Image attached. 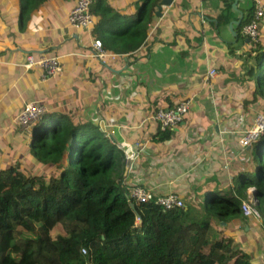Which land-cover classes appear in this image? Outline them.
I'll return each instance as SVG.
<instances>
[{
    "label": "crops",
    "instance_id": "obj_1",
    "mask_svg": "<svg viewBox=\"0 0 264 264\" xmlns=\"http://www.w3.org/2000/svg\"><path fill=\"white\" fill-rule=\"evenodd\" d=\"M107 1L121 9L137 0ZM225 2L172 0L153 20L155 27L139 49L102 62L93 56L90 29L68 23L75 0L47 1L24 31L18 1L0 0V134L19 130L16 116L25 103L40 104L49 112L72 113L137 152L129 179L155 195L185 199L214 187L233 189V172L243 167L239 127L243 117L249 126L257 111L254 105L251 112L239 108L250 92L236 86L238 80L247 83L246 71L255 64L248 55L251 41L240 28L254 1L238 0L233 18L217 30ZM237 20L232 33L229 24ZM258 36L264 45V12ZM29 53L58 56L62 71L42 80L38 68L22 66ZM211 69L215 75L205 87L202 80ZM186 98L191 105L182 122L168 140L154 142L159 130L148 118L152 110ZM21 136L9 140L25 146ZM250 223L243 217L226 222L233 225L229 230L222 223L221 230L240 238L239 252L247 253L252 264H264V229Z\"/></svg>",
    "mask_w": 264,
    "mask_h": 264
},
{
    "label": "trees",
    "instance_id": "obj_2",
    "mask_svg": "<svg viewBox=\"0 0 264 264\" xmlns=\"http://www.w3.org/2000/svg\"><path fill=\"white\" fill-rule=\"evenodd\" d=\"M17 1L24 31L49 0ZM232 1L217 16V30L233 18ZM160 2L137 0L117 9L91 0L93 41L110 54L135 52L155 27ZM249 11L240 28L251 19L254 2ZM248 55L255 64L245 74L250 99L244 102L264 114V45L251 42ZM76 118L46 110L33 124L29 143L18 145L26 167L34 164L30 174L19 163L0 165V264H252L232 235L214 233L212 223L245 217L241 204L251 187L264 229V131L241 150L243 167L233 172V189L198 191L184 199L185 206L168 209L157 204L159 195L148 202L131 199L133 184L122 178L123 150ZM172 132L158 131L153 141L164 142ZM54 230L59 232L52 237Z\"/></svg>",
    "mask_w": 264,
    "mask_h": 264
},
{
    "label": "built area",
    "instance_id": "obj_3",
    "mask_svg": "<svg viewBox=\"0 0 264 264\" xmlns=\"http://www.w3.org/2000/svg\"><path fill=\"white\" fill-rule=\"evenodd\" d=\"M212 1V0H202ZM254 1V11L251 19L242 26L241 33L250 41H257L259 26L263 17V4L261 0ZM91 0H76L68 14V23L74 28H90L92 24V17L90 14ZM93 56L104 62L105 58H113L115 54H108L101 48L99 40L93 42ZM25 69L38 68L41 72V79L47 80L54 78L62 71V64L58 56L55 55H35L27 54L25 61L22 63ZM215 75V69H211L206 73L202 80L203 86L210 85V79ZM191 100L189 98L180 99L171 105L156 107L148 117L156 123L159 131L172 130L177 127L183 120L185 114L189 111ZM46 109L43 105L27 102L22 106V110L16 117L18 128L22 131L28 132L33 128V124L40 119L45 113ZM257 113V114H256ZM254 114L252 123L248 128L241 131L238 138V145L247 148L263 131H264V114L257 111ZM137 157V152L129 150L126 151L124 177L127 178L129 172L133 168V162ZM155 194L147 189L144 185H133L130 190V197L133 200L148 202ZM157 204L165 208L181 207L183 205L182 199L173 193L166 195H159L156 199ZM253 202L242 203L241 208L246 216L256 213V210L251 205Z\"/></svg>",
    "mask_w": 264,
    "mask_h": 264
},
{
    "label": "rangeland",
    "instance_id": "obj_4",
    "mask_svg": "<svg viewBox=\"0 0 264 264\" xmlns=\"http://www.w3.org/2000/svg\"><path fill=\"white\" fill-rule=\"evenodd\" d=\"M238 76V75H237ZM237 84H239L238 86L241 88V87H244V86H246V84L245 83H243V84H241V82H240V80H238V81H236V86H237ZM247 88V87H246ZM248 91V90H247ZM248 92H250V91H248ZM248 99H250V96L248 97ZM246 100V99H245ZM238 106H239V108H240V106L241 107H245V106H247V109L246 110H250V112L253 110V104H249V103H247V104H245V102L242 100H240V102H238ZM241 110H242V108H241ZM257 114V113H256ZM255 114V115H256ZM239 117V116H238ZM237 117V118H238ZM236 118V119H237ZM238 121H239V119H238ZM247 123H248V120H247V118L246 117H243L242 118V126L241 127H239L240 129V131H242V130H244V129H246V128H248V125H247ZM241 124V123H240ZM17 130V129H16ZM15 130V131H16ZM20 130V129H19ZM17 131V132H15L14 130H12L10 133H2V134H0V165L1 166H6V165H8V164H11V163H19L20 164V167L23 169V171L25 172V173H28V174H30L31 173V171H32V167L31 166H33L34 164H32L30 167H26L27 166V162L25 161V158L27 157L26 156V153L25 152H23L22 153V151H21V149H20V146H18L17 145V143L16 142H14L13 140H16L18 137L20 138V136L22 135L23 136V133H19L20 131ZM27 135L25 136V138H24V141H23V143L24 144H28L29 143V140L31 139V137H30V133H29V131L28 132H25ZM20 134V135H19ZM107 137L109 136V137H112L110 134H105ZM9 137L11 138V139H13V140H9ZM114 142V141H113ZM115 144H116V146L117 147H119L121 150H123V152H124V156H125V158H126V151H127V154H129V150L130 149H126V147H125V145H122V144H117L116 142H114ZM9 146H11V148H9ZM248 148V147H247ZM239 149L240 150H245L246 148H243V147H240L239 146ZM124 161H125V159H124ZM125 170L126 169H124L123 168V171H122V178L123 179H125L124 181H130V180H128V178L130 177L129 175L127 176V178L126 177H124V173H125ZM131 182V181H130ZM135 184V183H134ZM133 184V185H134ZM135 185H137V184H135ZM245 192H246V195H247V199H245L244 201H243V203H248L249 201H250V199L252 200V202L253 203H255L256 204V198H255V196H254V189L253 188H251V187H248L247 189H245ZM252 192V193H251ZM190 197H192V195H189V196H187V198L189 199ZM132 199V198H131ZM182 199V201H184V198H181ZM198 201V200H197ZM195 204H196V201H195ZM183 206H185L184 205V202H183V205L181 206V207H183ZM241 210H243V209H241ZM242 213H243V211H242ZM245 218L249 221V222H251L252 223V221L253 222H256L257 224H259L260 225V223H261V219H260V216H259V214H258V212H256V213H254V214H251L249 217H246L245 216ZM251 223H250V225H251ZM246 225H247V222L245 223ZM222 225V223H217V222H214V223H212V230H213V232L214 233H216L217 231H219L221 228H223V225ZM245 225V226H246ZM232 224H227L226 225V223H225V227L223 228V229H232ZM249 226V225H248ZM231 231H233V232H235L234 230H231ZM250 231H251V229H250ZM59 231L58 230H54L52 233H51V236L52 237H55V235L58 233ZM243 234H244V232H242ZM231 235L233 234V233H230ZM253 234V233H252ZM237 236H239L240 237V234H236ZM232 237L234 238L235 236L234 235H232ZM254 237V236H253ZM236 238V237H235ZM234 238V245L236 246L235 248L237 249V251H242L243 249L240 247L242 244L240 243V238L239 239H235ZM238 238V237H237ZM237 240V241H236ZM239 249V250H238ZM236 260V258L234 257L233 258V261H235Z\"/></svg>",
    "mask_w": 264,
    "mask_h": 264
},
{
    "label": "water",
    "instance_id": "obj_5",
    "mask_svg": "<svg viewBox=\"0 0 264 264\" xmlns=\"http://www.w3.org/2000/svg\"><path fill=\"white\" fill-rule=\"evenodd\" d=\"M237 1H238V0H234V1L232 2V8H233V9H236ZM171 2H172V0H161L160 4L157 6V11H156L155 15H156L157 17H160V16H161V12H162L163 7H167V6H169V5L171 4ZM239 22H240L239 20L230 22V24H229V30H230V32L233 33L232 26H233L234 24H236V25L239 24ZM132 207H133V205H132Z\"/></svg>",
    "mask_w": 264,
    "mask_h": 264
},
{
    "label": "clouds",
    "instance_id": "obj_6",
    "mask_svg": "<svg viewBox=\"0 0 264 264\" xmlns=\"http://www.w3.org/2000/svg\"><path fill=\"white\" fill-rule=\"evenodd\" d=\"M75 1H76V0H75ZM74 5H75V3H74ZM74 5H73V6H74ZM73 6H72V7H73ZM71 9H72V8H71ZM71 9H70V10H71ZM69 12H70V11H69ZM68 14H69V13H68ZM67 19H68V16H67ZM241 29H242V28H241ZM96 40H98V39H96ZM251 42H252V41H251ZM93 51H94V50H93ZM105 52H106V51H105ZM106 53H107V52H106ZM29 54H32V53H29ZM108 54H109V53H108ZM35 55H36V54H35ZM25 57H26V56H25ZM29 133H30V131H29ZM30 136H31V135H30ZM243 201H244V200H243ZM243 201H242V203H243ZM250 202H252L251 199H250L249 203H250ZM251 205H252L253 208L255 209V203H251ZM241 206H242V204H241ZM241 209H242V208H241ZM255 210H256V209H255ZM256 212H257V211H256ZM243 215L246 216L244 213H243ZM246 217H249V216H246Z\"/></svg>",
    "mask_w": 264,
    "mask_h": 264
}]
</instances>
